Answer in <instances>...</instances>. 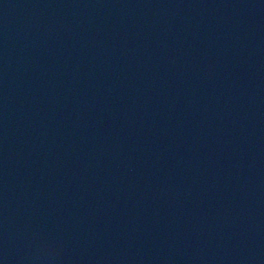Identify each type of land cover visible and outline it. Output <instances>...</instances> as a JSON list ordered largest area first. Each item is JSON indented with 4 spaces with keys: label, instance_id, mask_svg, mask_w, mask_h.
I'll list each match as a JSON object with an SVG mask.
<instances>
[{
    "label": "water",
    "instance_id": "95a60500",
    "mask_svg": "<svg viewBox=\"0 0 264 264\" xmlns=\"http://www.w3.org/2000/svg\"><path fill=\"white\" fill-rule=\"evenodd\" d=\"M43 140L264 172V0H0V146Z\"/></svg>",
    "mask_w": 264,
    "mask_h": 264
}]
</instances>
